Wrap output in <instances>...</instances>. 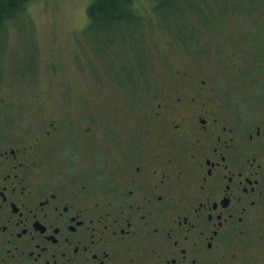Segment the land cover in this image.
I'll return each instance as SVG.
<instances>
[{"label":"flooded vegetation","instance_id":"flooded-vegetation-1","mask_svg":"<svg viewBox=\"0 0 264 264\" xmlns=\"http://www.w3.org/2000/svg\"><path fill=\"white\" fill-rule=\"evenodd\" d=\"M171 60L140 89L113 78L108 106L97 82L0 99V264H264V105Z\"/></svg>","mask_w":264,"mask_h":264},{"label":"rangeland","instance_id":"rangeland-1","mask_svg":"<svg viewBox=\"0 0 264 264\" xmlns=\"http://www.w3.org/2000/svg\"><path fill=\"white\" fill-rule=\"evenodd\" d=\"M94 1L34 0L0 30V99L29 108L48 90L49 101L62 94V102H76L97 82L107 97L97 105L108 106L113 78L131 70L124 84L140 89L169 72L171 57L186 56L218 74L223 101L242 103V112L262 119L264 0H195L205 7L201 13L187 9V0H136L142 21L107 33L90 28Z\"/></svg>","mask_w":264,"mask_h":264},{"label":"trees","instance_id":"trees-1","mask_svg":"<svg viewBox=\"0 0 264 264\" xmlns=\"http://www.w3.org/2000/svg\"><path fill=\"white\" fill-rule=\"evenodd\" d=\"M33 1L0 0V30H3L6 24H11L12 21L21 17ZM186 3V7L189 10L197 7L193 11L198 13H201L202 9L205 8L201 5L200 1L187 0ZM208 7L210 9L209 5ZM209 15H207L206 21L210 20ZM88 16L90 28L93 31L96 30L102 33L109 32L113 25H117V28L122 29V24H128V22L139 23L140 20L142 21L136 0H95L88 8ZM133 25L134 27H138V24Z\"/></svg>","mask_w":264,"mask_h":264}]
</instances>
